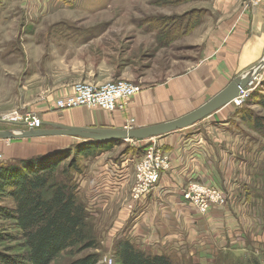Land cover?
<instances>
[{
	"label": "rangeland",
	"instance_id": "1",
	"mask_svg": "<svg viewBox=\"0 0 264 264\" xmlns=\"http://www.w3.org/2000/svg\"><path fill=\"white\" fill-rule=\"evenodd\" d=\"M261 1L243 0V5L248 8ZM211 7L210 0H0V131L52 130L45 124L53 123L44 122L45 114L38 110L43 105H51L49 109L54 114L78 109L109 115L125 112L140 92L142 99L138 100L136 114L139 122L150 124L147 126L188 114L196 106L194 85L198 73L195 72L210 61L203 58L202 46L191 44L188 37L203 19L214 14ZM230 78L233 80L236 76ZM262 81L264 68L243 91L246 96L240 105L231 102L188 127L193 131H209L210 134L206 133L214 146L219 144L216 140L221 141L224 151L216 150L222 151L217 169L223 170L220 178H226L227 185L226 190L225 185L190 181L184 189L195 183L215 189L224 197V205L213 206L206 213L201 214L191 206L202 217L213 209L217 212L227 209L226 216L238 221L236 228L241 230L240 234L245 235L248 243L239 247L242 252L237 251L235 245L231 249L217 250L212 253L210 263L205 262L209 259L197 255L175 254L187 256L189 261L185 264H214L216 259L215 264H244L254 259L264 264V130L255 131L248 121L242 120L245 112H249V119H259L260 124L264 119V108L258 103L259 96L264 97ZM118 83L138 89L122 102L121 109L107 112L98 107H58L59 102L73 97L77 86L99 90ZM66 89L71 90L70 94L58 95ZM214 92L212 90L210 94ZM254 92H257L256 96ZM219 111L221 115L228 113V117L233 118L229 126L213 122L211 117ZM32 118L39 121L38 127H30L28 123ZM127 119L123 129H135L134 119ZM60 120L57 125L61 124ZM215 130L223 135L234 133V136L216 138L211 134ZM159 139L116 143H87L63 136L0 140L3 158L0 165L55 153L75 144L93 145L89 148L91 154L76 158L79 172L70 171V175L77 183V200L90 212L85 231L95 247L65 250L50 264H68L93 254L98 256L97 264H119L114 259L116 240L126 238V228L131 227L135 211L170 169V156L158 144ZM96 144L100 145L99 150L94 148ZM152 144L161 148L168 160V168L158 172L157 182L149 195L133 200L132 190L139 175L136 168L141 155ZM69 159L66 155L60 160L51 182L63 181L62 173ZM116 164H125L126 181L110 202L93 212L90 195L102 179L100 171L108 172L109 166L114 170ZM101 186L105 195H109L108 191L114 187L107 179ZM0 205L10 208L12 201L2 199ZM11 223L0 220V227L15 235L9 228ZM18 244L17 241L4 243L0 245V251L14 253L18 251Z\"/></svg>",
	"mask_w": 264,
	"mask_h": 264
},
{
	"label": "crops",
	"instance_id": "2",
	"mask_svg": "<svg viewBox=\"0 0 264 264\" xmlns=\"http://www.w3.org/2000/svg\"><path fill=\"white\" fill-rule=\"evenodd\" d=\"M210 2L214 14L203 19L202 24L188 37L191 44L202 46L203 58L210 59L195 72L198 73L194 85L196 106L191 109L192 111L224 89L231 81L230 77H237L251 70L264 57V0L248 8L244 7L243 0ZM212 90L215 91L214 94H210ZM70 92V89H66L58 95L67 96ZM139 99H142L141 92L133 98L125 112L117 111L110 115L86 109L54 114L49 109L51 105H43L38 110L44 112L45 115L42 117L44 122L58 124V119L61 118L59 125L68 127L118 130L125 127L127 118H133L135 128H142L150 124L138 121L136 109ZM184 100L186 103L189 102L186 97ZM221 114L219 111L211 119L214 118L213 122L221 126H229L233 118H229L228 113L226 116ZM165 121L169 119L156 124ZM187 129L159 137L158 144L170 156V169L152 194L143 200L135 211L131 227L126 228L125 237L131 244L136 245L135 247L138 246V249L153 254L171 256L184 253L190 257L197 255L209 259L210 261L205 262L210 263L217 250L231 249L235 245L238 248L236 250L242 252L239 247H244L248 241L245 235L240 234L241 230L236 228L238 221L226 216L227 209H219L220 212L213 209L202 217L203 215L194 207L183 203L182 191L193 180L225 185L227 190L226 178H220V172L222 174L223 170L217 169L220 168L221 150L224 151L220 145L221 141L216 140L215 142L219 144L214 146V143L209 142L207 135L210 134L209 131L206 133L198 129L195 131ZM211 134L216 138L227 136L225 138L227 139L234 133L226 132V135H223L215 130ZM217 148L221 150L217 152ZM110 167L112 166H109L108 172L100 171L102 179H99L91 191L93 212L101 210L102 206L110 202L126 181L125 164L113 165L114 170ZM119 170H122L121 173ZM105 179L109 185L114 186L112 188L109 186L111 188L108 191L109 195H105L104 189L100 188ZM86 194L89 196V192Z\"/></svg>",
	"mask_w": 264,
	"mask_h": 264
},
{
	"label": "trees",
	"instance_id": "3",
	"mask_svg": "<svg viewBox=\"0 0 264 264\" xmlns=\"http://www.w3.org/2000/svg\"><path fill=\"white\" fill-rule=\"evenodd\" d=\"M260 86L264 88V81ZM257 92H254V96ZM258 103L264 108L263 96H259ZM248 114L245 112L242 120L248 121L255 131L264 130V119L260 124L259 119H249ZM91 147L93 145L87 143L75 144L55 153L0 165V200L12 201L10 208L0 205V220L11 221L9 228L15 232L12 235L0 227V245L10 241L19 242L18 251L14 253L0 251V264H50L65 250L95 247L85 231L90 212L77 200V183L70 175V171L74 174L79 172L76 158L91 154ZM94 148L99 150L101 147L96 144ZM66 155L70 159L62 173L63 181L51 182L53 171ZM113 251L114 259L119 264H185L189 261L187 257L153 254L138 249L126 238L117 239ZM97 262L98 256L93 254L68 264ZM244 264L261 262L254 259Z\"/></svg>",
	"mask_w": 264,
	"mask_h": 264
},
{
	"label": "built area",
	"instance_id": "4",
	"mask_svg": "<svg viewBox=\"0 0 264 264\" xmlns=\"http://www.w3.org/2000/svg\"><path fill=\"white\" fill-rule=\"evenodd\" d=\"M137 92L138 89L136 87L124 83L106 85L99 90L77 86L74 89L73 97L68 98L66 101L59 102L58 107H98L107 112H112L116 109H121L123 105L122 102H125L127 97ZM245 96L246 94L243 92L242 95L234 99L232 103L240 105ZM29 121H31L28 123L30 127H38L39 121L33 118ZM141 156V162L136 168L138 169L139 175L135 179L136 184L132 190L133 200H138L141 196L149 195L157 182L158 172L168 168V160L162 154L161 148L157 147L156 144H152ZM2 160L3 158L0 155V162ZM182 200L187 205L195 206L201 214L206 213L209 208L213 206L224 205V197L220 192L195 183L189 184L182 191Z\"/></svg>",
	"mask_w": 264,
	"mask_h": 264
},
{
	"label": "water",
	"instance_id": "5",
	"mask_svg": "<svg viewBox=\"0 0 264 264\" xmlns=\"http://www.w3.org/2000/svg\"><path fill=\"white\" fill-rule=\"evenodd\" d=\"M264 68L263 59L251 70L234 78L227 86L215 96L188 114L162 124L152 125L135 129H98V128H76L57 124H45L52 130L27 131H0V140H21L40 137H75L87 143H114L129 141H146L152 138L164 136L176 131L184 130L202 119L210 116L219 109L229 105L234 99L240 97L252 80Z\"/></svg>",
	"mask_w": 264,
	"mask_h": 264
},
{
	"label": "bare ground",
	"instance_id": "6",
	"mask_svg": "<svg viewBox=\"0 0 264 264\" xmlns=\"http://www.w3.org/2000/svg\"><path fill=\"white\" fill-rule=\"evenodd\" d=\"M262 59H263V58H262ZM262 59H261V60H262ZM252 69H253V68H252ZM231 81H232V80H231ZM222 90H223V89H222ZM219 92H220V91H219ZM215 95H216V94H215ZM215 95H214V96H215ZM211 98H212V97H211ZM211 98H210V99H211ZM208 100H209V99H208ZM208 100H207V101H208ZM207 101H206V102H207ZM206 102H205V103H206ZM203 104H204V103H203ZM200 106H201V105H200ZM200 106H199V107H200ZM197 108H198V107H197ZM197 108H196V109H197ZM194 110H195V109H194ZM185 115H186V114H185ZM182 116H184V115H182ZM182 116H181V117H182ZM179 118H180V117H179ZM176 119H178V118H176ZM174 120H175V119H174ZM171 121H173V120H171ZM167 122H169V121H167ZM164 123H166V122H164ZM160 124H162V123H160ZM147 127H148V126H147ZM11 133L14 134L15 131H11ZM45 138H48V137H45Z\"/></svg>",
	"mask_w": 264,
	"mask_h": 264
}]
</instances>
